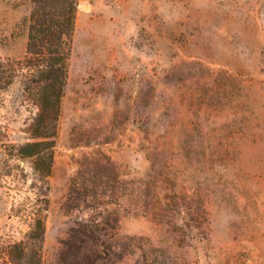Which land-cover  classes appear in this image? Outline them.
Segmentation results:
<instances>
[{
  "label": "rangeland",
  "instance_id": "374dc122",
  "mask_svg": "<svg viewBox=\"0 0 264 264\" xmlns=\"http://www.w3.org/2000/svg\"><path fill=\"white\" fill-rule=\"evenodd\" d=\"M31 10L0 0L2 61L26 56ZM21 78L0 90V264L39 215L42 264H76L63 243L91 217L81 264H264V0H79L45 180L8 154L38 112ZM81 172L116 195L69 212Z\"/></svg>",
  "mask_w": 264,
  "mask_h": 264
},
{
  "label": "trees",
  "instance_id": "16d2710c",
  "mask_svg": "<svg viewBox=\"0 0 264 264\" xmlns=\"http://www.w3.org/2000/svg\"><path fill=\"white\" fill-rule=\"evenodd\" d=\"M32 10L26 22L27 52L23 60L0 59V90L8 89L18 76L22 78L24 97L38 112L28 128L30 141L9 147L12 158L32 162V168L42 179L52 175L54 149L58 135L62 102L69 76V61L73 51L79 0H31ZM100 172H81L71 180L67 205L69 212L86 208L98 210L108 194L116 195V184L105 182ZM111 178V177H110ZM107 179V178H106ZM109 179V177H108ZM107 186L109 188L107 189ZM92 209V210H94ZM36 216V215H34ZM101 221L78 219L63 243L62 257L81 264L87 257L89 242H100ZM46 226L37 216L25 237L7 245L1 254L9 264H42ZM100 243H94L97 249ZM73 255V258H72Z\"/></svg>",
  "mask_w": 264,
  "mask_h": 264
},
{
  "label": "water",
  "instance_id": "95a60500",
  "mask_svg": "<svg viewBox=\"0 0 264 264\" xmlns=\"http://www.w3.org/2000/svg\"><path fill=\"white\" fill-rule=\"evenodd\" d=\"M89 6L85 7V8H88Z\"/></svg>",
  "mask_w": 264,
  "mask_h": 264
}]
</instances>
